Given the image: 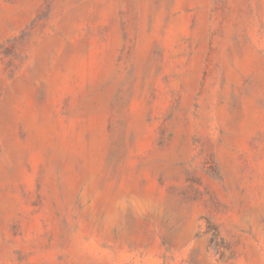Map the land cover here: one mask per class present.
<instances>
[{
  "label": "rangeland",
  "instance_id": "374dc122",
  "mask_svg": "<svg viewBox=\"0 0 264 264\" xmlns=\"http://www.w3.org/2000/svg\"><path fill=\"white\" fill-rule=\"evenodd\" d=\"M0 264H264V0H0Z\"/></svg>",
  "mask_w": 264,
  "mask_h": 264
}]
</instances>
